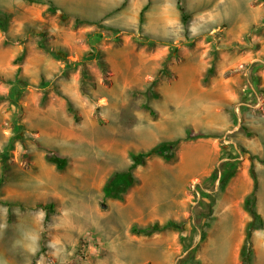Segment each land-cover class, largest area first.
Masks as SVG:
<instances>
[{
	"label": "rangeland",
	"instance_id": "obj_1",
	"mask_svg": "<svg viewBox=\"0 0 264 264\" xmlns=\"http://www.w3.org/2000/svg\"><path fill=\"white\" fill-rule=\"evenodd\" d=\"M0 95V264H241L252 171L264 222V0H0ZM251 242L264 264V224Z\"/></svg>",
	"mask_w": 264,
	"mask_h": 264
},
{
	"label": "trees",
	"instance_id": "obj_2",
	"mask_svg": "<svg viewBox=\"0 0 264 264\" xmlns=\"http://www.w3.org/2000/svg\"><path fill=\"white\" fill-rule=\"evenodd\" d=\"M182 11H183V9H182ZM143 12H144V9H142L141 13H140L141 19H142ZM183 20L185 22L187 21L186 16L183 17ZM52 53L54 55H56V53L54 51H52ZM19 59H20V57H19ZM18 69L21 70L20 67H18ZM85 73L86 72H84V74ZM4 97H5L4 95H0V99H2ZM45 99H46V95H44L42 97V101H45ZM67 104H68V111L74 112V109H73L71 102L69 100H67ZM15 126H17L20 129L24 128L23 123L18 124L17 122H15ZM17 136H18V134L17 135L11 134L8 142L5 144L3 151L0 153V157L2 159H4L7 156L8 150L13 146V141H14L15 137H17ZM200 136H204V135L203 134H193L192 131L190 129H188L186 131V135L184 137H180V138H177L175 140L163 142V143L158 144L157 146L153 147L152 149H150L148 151H143V152L138 153L137 155H134L133 156L134 162H133V165L131 167L135 166L139 162H142L147 156H149L151 154H158V155L163 156L165 159L170 160L174 157L173 149L181 141H187V140L194 139V138H197ZM49 160L52 162H55V164L57 165L58 168H62L64 165V159L60 158L59 156H51V157H49ZM235 165H236V162H234V161H230V160L224 161L223 163H221L220 169L215 167L213 169V171L211 172V174L207 178H205V180H207V181L210 180L212 182H215L219 178V176H218L219 171L220 172L222 171V176L220 177V188L223 189L226 186L228 180L235 174ZM126 175H127V179L131 178L130 173H128ZM252 175H253V179H254L253 190L251 191V193L246 195L244 198V207L247 210V212L249 213L251 220L246 224V227H245V241H244L243 247L241 249V258H240L241 264H249L250 263V257L252 254V242H251L252 232L257 226H263V224H264L262 216L255 209V191L257 189V178H256L253 171H252ZM111 190L112 189L110 188V186L105 187V193L107 195H112L113 191H111ZM202 197H209L210 201H209V203H205L204 200H201L199 202V204L200 205L203 204L204 206L208 205L210 210L212 211V209H213L212 206L214 204L215 198L212 195L206 194L203 191H202ZM43 208L46 210L45 220H48L50 213H51V206L46 205ZM174 226H176L174 222H169V223L163 224V225H160L158 223H154V224H151V225H148L145 227H141V228L133 227V231L136 233H142L145 235H150V234H153L155 232H159V231H162L166 228L174 227ZM204 236L205 235L203 234V237ZM187 261H188V257L184 258L181 261V264L187 263ZM193 264H198V263L193 262Z\"/></svg>",
	"mask_w": 264,
	"mask_h": 264
},
{
	"label": "bare ground",
	"instance_id": "obj_3",
	"mask_svg": "<svg viewBox=\"0 0 264 264\" xmlns=\"http://www.w3.org/2000/svg\"><path fill=\"white\" fill-rule=\"evenodd\" d=\"M63 146H64V145H63ZM74 147H75V144H74L73 142H71V141H70V142H67L66 145H65V148H66V149H69V150H71V149L74 148ZM200 156H201V157H204V155H203L202 153H200ZM195 162H196V159H194V162H193L194 165H193V167H196V166H199V165L201 166L200 163H202V164H203V163H206L205 160H201V161H198V162H196V163H195Z\"/></svg>",
	"mask_w": 264,
	"mask_h": 264
}]
</instances>
